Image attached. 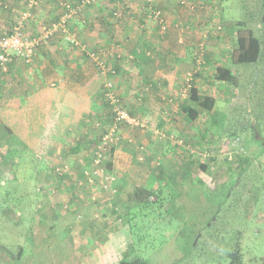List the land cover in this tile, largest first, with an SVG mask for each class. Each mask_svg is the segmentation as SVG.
<instances>
[{"label": "rangeland", "instance_id": "1", "mask_svg": "<svg viewBox=\"0 0 264 264\" xmlns=\"http://www.w3.org/2000/svg\"><path fill=\"white\" fill-rule=\"evenodd\" d=\"M42 1L45 2V0ZM42 1L39 4L40 8H42ZM50 1L57 5H54L55 8L47 14L43 10L40 13V10L35 8L40 13L37 15L42 19V22L43 20L45 22L53 21L57 18V14L61 13L60 5L55 0ZM110 1L115 3L116 11L119 9V16L113 18L116 25L130 14L127 13L126 5L127 8H132L129 3L132 4L133 0H128L127 3L126 0H123L124 7H120L119 0ZM3 4L1 2L0 6L2 5L3 9L8 12L9 5L6 4L5 7ZM177 4L182 8L189 6L187 0ZM140 5L145 7L146 18L151 21L154 35L157 36L152 42L158 39L159 53L157 55L160 63L157 64L161 66L162 62L166 63L164 66L162 65L163 69L165 72L172 73L178 64L175 61L183 50L185 52L182 55L187 69L184 72L182 70L181 78L179 75L176 77L177 87L175 89L177 92L175 94L166 95L160 91L159 94L156 93V98L153 90L158 92L159 89L155 88L154 83L140 82L139 84L138 81L136 86L138 78L135 80V85H130L129 83L125 84L123 80L118 83L117 75L114 77V93L143 124V126L136 127L126 124L118 125L121 133L119 140L125 139L123 144L130 149L137 161L133 164L135 167L131 176L128 177L129 183L127 184V180L122 183L126 185L124 188L119 186L113 188L116 185V178L114 179L109 173H105V177L110 181L108 185L106 184V188L99 184L98 179H95L94 185L90 184L84 169L88 170L91 167L94 146L92 143L77 154L78 157L75 153L67 152V149L64 150L60 144L67 145V143L62 142L59 138L57 140H60V144L56 145L59 151L54 149L51 157L48 153L46 154V145L47 147L49 145L45 142L36 148L21 144L22 137L25 138L27 134L20 130L19 124L26 127L24 122L27 110L21 107L17 109L19 112L8 111L9 105H0L2 110L0 111L1 139L6 138L4 133L11 132L12 135L10 137L12 143L0 140V264H6L9 259H14L19 247L24 248V254L19 260L20 264H47L43 256L45 253L43 248L47 247L55 251L56 247L63 253L61 250L63 247L59 241L62 238L68 241V235L73 237L69 225H72L71 223L76 217H79L76 221L81 220L83 215L96 224H92L93 227H88V230L84 229V235L79 237L81 246L72 257L71 264H115L122 257H128L132 262L140 264H231L232 256L229 253L235 251L237 246L240 248L243 264H263V5L253 4L254 11H252L255 25L251 23V26L256 32L254 37L258 38L261 44L260 58L255 64H247L244 60L245 51L248 49L246 33L238 37L237 41L242 44L246 43L247 47L237 43L242 49L238 48V45L236 48L231 36L221 34L222 30L217 27L210 26L212 33L221 31V33H214L213 36L216 37L214 38L210 36L211 34L208 35L206 30L199 28V23L194 25L189 20L175 23L168 19L161 8L159 11L162 18L155 20L150 16L151 9L157 6L154 0H142ZM10 6L11 9L15 7ZM192 6L194 7V5ZM15 8L21 9V11L25 9V7L19 8V5ZM33 10L34 8L32 12ZM13 12L16 13V11ZM20 12L16 14L11 27L19 18ZM105 13L101 12L99 15L105 16L107 20L108 16ZM217 13L215 11V14ZM160 21H163L164 29L161 28ZM29 22L31 20L26 21L25 27L27 25V33H30L28 35H32L31 33L36 31V27L33 23L28 27ZM37 27L39 28V25ZM4 30L2 28L0 32H4ZM94 31L97 32L96 29ZM1 34L3 35V33ZM234 36L236 37L235 34ZM201 37L202 39H199ZM87 38L92 40L91 36H87ZM115 38L113 43L122 46V50L117 47L122 54L119 62L135 64L134 62L138 60L137 53L128 52L125 54L123 51L125 45L123 47L121 41ZM160 38L170 44L169 51H166L167 48L160 50V44L163 45ZM52 40L47 42V46H50ZM84 42L87 44L85 40ZM152 44L148 45L146 52L148 51V56L155 61L157 60L156 53L149 50L155 46ZM62 45L70 47V51L77 49L68 41L62 42ZM40 48L41 53L43 44ZM48 49L51 50L49 47ZM80 52L82 51L74 53L75 56H72L84 63L81 71L73 74L79 87L83 86L84 81L80 78H84L87 71L92 69V73L89 72L92 76H94L95 70L97 71L90 58ZM170 52L173 55H169ZM41 55L43 56V54ZM127 55H131L132 58ZM72 57L70 56V58ZM170 60L176 63L174 68H171L173 64L169 62ZM31 63H21L27 69V75L33 73L30 68ZM31 67L35 69L37 66L32 65ZM226 69L236 78L232 81L222 78L223 75L220 76V74ZM47 75L48 73L43 70V85H46L44 76ZM10 76L11 74L8 73L7 77ZM93 78L95 81V77ZM52 81L47 83L49 88L56 87V85H50ZM96 81L95 99L92 100V103H95L94 108L101 117H93L85 122L90 123V133L71 132L70 135H73L74 139L79 136L80 139H83L82 137L90 134L100 138V134L109 129L113 123L110 108L102 97L103 79ZM66 83L63 84L66 86ZM191 85H196L200 92L208 93L215 98V105L211 111L200 110L195 104L188 101V90ZM66 88L69 89L67 86ZM84 89L89 90L87 84L84 85ZM149 97L152 98V101L149 100ZM249 97L250 99H248ZM9 98L6 97L4 100L7 101ZM8 102L11 104V101ZM185 103L197 111L193 118L181 109ZM153 104L160 105L162 109L159 117H156L152 109L149 110ZM141 107L143 110L140 111ZM146 113L159 120L158 129H155L157 124L152 127L154 130L152 135L158 139L156 149L159 158L150 159V152L143 143L132 146V142H130L134 139L140 140L138 136L141 129L148 127V122L144 117ZM51 121L52 116H43V124L51 125ZM124 129L128 131L129 137L127 138H124ZM252 131L255 132L252 133ZM125 135L127 134L125 133ZM128 138L130 141L127 140ZM152 150L154 151V149ZM160 150H162L161 153ZM137 156L140 157L136 159ZM158 160L162 163H157ZM72 161L75 162V165ZM146 161L151 163V167H154L155 176L164 178L165 193L163 195L166 196L164 202L156 201L157 195L154 192L150 191L147 194V190L138 185L142 180L134 178L143 172ZM61 165L65 168V172L62 173L64 176L59 179L55 172L61 171ZM79 165H83L84 168L80 169ZM134 180L135 184H133ZM151 181L149 179L145 181L148 188L156 185L155 180ZM170 181H175L177 184L173 187L167 186ZM58 182L59 184L55 185ZM93 186L95 190L90 188ZM135 188L136 190H134ZM198 190L208 196L207 201L204 200L201 204H198V200H192ZM138 191H143V194H146V202H153L152 206L143 207V195L138 194ZM214 191L229 192L226 199L221 201V196L219 200L214 199ZM98 196L103 197L105 205L112 204V208L106 207L112 211L109 215L106 214L107 218L99 210L84 214L80 210L72 209L74 208L70 201L72 197L74 199L80 197L85 202L92 201L95 208L104 206L103 203L97 202ZM62 198L64 199L60 202L63 204L60 206L64 211L57 212L59 214L52 213L49 209L52 206L58 208L55 205H59L57 200H62ZM134 198H136L135 203ZM48 203H50L49 207H47ZM118 209L122 212L117 211ZM91 214L95 217L94 219ZM87 219H83L81 225L91 222H87ZM95 227L101 230L97 232ZM79 235L80 233L77 236ZM74 236L76 235L74 234ZM67 245L72 248L69 243ZM103 250L107 252H103ZM62 253L60 254L62 255ZM57 261H53L52 264H58ZM61 264L68 263L64 261Z\"/></svg>", "mask_w": 264, "mask_h": 264}, {"label": "crops", "instance_id": "2", "mask_svg": "<svg viewBox=\"0 0 264 264\" xmlns=\"http://www.w3.org/2000/svg\"><path fill=\"white\" fill-rule=\"evenodd\" d=\"M128 0H126L127 3ZM132 1V0H131ZM193 3L196 4V8L192 6H187L186 8H182L179 6L177 3V0H154L155 5L157 7L161 8L164 10L165 15L168 17V19L175 21H183L186 22L189 20L192 24L197 25V23H202L206 21V17L213 15V20L211 22L217 21L218 16H222L223 13L220 12L219 9V14H215L214 8H213V0H189ZM201 1L205 5L200 6L197 5L198 2ZM217 4L220 3V0H216ZM252 1V0H251ZM262 2H258L259 4L263 5V23H264V0H261ZM8 4L9 5V11L6 12L2 5L0 6V31L2 28H4V32H0V36H2L1 33H7L9 32V29L11 27V23L13 22V19L17 16L18 12L21 11L17 10L15 7L19 5V8H24V5H22L21 0H0V3ZM110 4H114L113 1L109 2ZM142 3V0H133L132 4L129 3V5L133 8H127L126 5V10L127 13H130L129 15H126L124 19L120 20L119 24H114L110 23L106 20L105 16L99 15V13L96 12L95 9L94 11L91 12L90 18L93 20L92 27L91 26H74L76 27V30L78 31V35L80 36L82 41L87 42V47L90 49H111L113 51H116L117 49L112 45L113 44V39L115 38L116 40H120L121 44L125 45L123 51L125 53H137L138 60L134 62L135 64H129V63H121L118 62L116 65V71H117V81L118 83L123 82L129 83L130 85H135V80L137 79V83L139 81L144 83L152 82L154 83L155 88L158 87L159 91L156 92L153 90L154 97L156 98V93L159 94L160 91H163V93L167 94H175L177 89H175L176 86V77L179 75L181 78V75L183 72L187 69L186 68V63L184 62V57L182 55L183 50L180 52V57L176 59V63L178 64L175 66V70L173 72H165L163 69V66L166 63H161V66H159L157 63H160L158 61V53H159V45H158V39L155 42H152V40L157 38L156 35H154V28L152 27L151 21H148L146 18V13H145V7L140 5ZM216 3V2H215ZM256 3V4H258ZM53 4V5H52ZM223 6L227 8H231L232 12H226L227 14L230 13V17L233 19L230 20L226 15H223L224 20L231 22L229 25L223 26V30L221 34L231 36L232 40L236 44V48L238 43V37H241V35L246 33V36L248 37L250 34L253 36H256V32L254 28L251 26V23L255 25L254 19H253V12L254 7L252 9L250 6L248 7L247 11L245 12V5L250 4L249 0H222ZM13 5L15 7L11 6ZM54 5H57L55 2L50 1V0H45V2L42 1V8L39 6L36 9L40 10V13L42 10L47 14L50 12L52 9L55 8ZM128 5V6H129ZM238 6H241V9L238 8ZM44 7V8H43ZM194 9L192 11V9ZM13 11H16L13 12ZM251 11V12H250ZM225 12V11H224ZM38 10H36V17L37 14H40ZM53 13V12H52ZM101 13V12H100ZM215 14V15H214ZM237 14V15H236ZM244 14L241 18H238L239 15ZM58 17V14H57ZM223 18L222 21H223ZM206 19V20H205ZM32 19L31 22L28 23V27L33 25L36 27V31L34 33H31L34 35L38 31V23ZM105 21V23H104ZM33 23V24H32ZM135 24V26H133ZM141 24V25H140ZM140 25V26H137ZM118 26V29H117ZM130 29H128V27ZM26 29L25 32L26 34H30L29 32L27 33V25L25 27ZM33 28V27H32ZM82 28V29H81ZM97 30L95 33L94 30ZM105 31V32H104ZM113 31V33H112ZM119 31V32H117ZM122 33V34H121ZM219 33V32H218ZM156 34V33H155ZM196 34V33H195ZM214 33H211L210 36H213ZM217 34V33H215ZM236 35V37L234 36ZM28 35V36H32ZM104 35V38H103ZM259 33L257 32V36ZM87 36H91L92 40H89ZM234 36V37H233ZM198 37V36H197ZM111 38V39H110ZM216 38V37H214ZM104 39V40H103ZM163 38H160L162 41ZM199 39H202L199 38ZM62 42H66L62 37L60 38H55L51 41L50 46H44L42 52L40 53V49H38L36 55L34 56V59L30 65V68H32L31 75H27V69L20 63H13L11 66V70L13 71L12 75L8 77L6 80L2 79L0 80V85H4L3 90H0V105H9L10 108L7 109L8 111H16L18 108H23L26 109L27 112L25 113L27 117L25 118L24 126H21L19 124V128L21 131L26 132V137H22L23 141L21 144H24L25 146L28 145L32 148H36L42 143H46L49 145L47 147V152L51 157V154L53 153V150L56 149L59 151V149L56 147V145L60 144V140L62 142L67 143L65 144H60L63 146L64 150L67 149V152H72L76 154H79L80 152L83 151L84 148L87 147L88 145V140L90 139V135L86 137H82L83 139H80L79 137H75L73 135H70L71 132L75 131L77 133H90L91 131V126L90 123H85L87 120L90 118H99L101 117L100 114L98 113L97 110H95L94 105L95 103H92V100H94V94L96 91L95 88V81L98 79H103L99 73L95 70L94 76L89 74L92 69L86 72V75L82 79L83 86L79 87L78 83H76L75 76L73 75L74 73H77V71H81V68H83V62L82 60H76L72 56H75L74 53L79 52L80 50L74 49L76 51H70V47H66V45H62ZM155 46H153V44ZM238 43V44H237ZM70 44V43H69ZM152 44V48L154 49V53L157 55V60L151 59L148 55L149 52L147 48L149 47L148 45ZM162 46L160 44V50L162 51L163 49L167 48L166 51H169L171 49L170 44L165 42L164 40L162 41ZM168 44V45H167ZM71 45V44H70ZM240 49L242 47L238 45ZM51 48L50 49H48ZM156 47V48H155ZM261 47V44H260ZM206 48L208 46L206 45ZM120 50H122V46H120ZM208 50V49H207ZM82 55H84L82 52H80ZM43 54V56L41 55ZM70 55L72 58H70ZM169 55H173L171 52ZM86 56V54H85ZM55 57V58H53ZM67 57L68 60H67ZM82 57V56H81ZM45 58V59H44ZM20 60V59H18ZM78 61V62H77ZM180 61V62H179ZM170 63L174 65L176 64L174 61L170 60ZM80 63V65H79ZM37 66L35 69L31 66ZM163 65V66H162ZM169 67V66H167ZM170 68V67H169ZM43 70H45L48 75L44 76V80L46 85H43ZM183 70V72H182ZM178 71V73H177ZM176 73V74H175ZM95 77V81L94 78ZM50 80H55L56 81V87L49 88L47 86L48 81ZM129 80V82H128ZM67 82V83H66ZM97 82V81H96ZM66 83V86L71 89H67L66 86L63 84ZM158 83V85H157ZM88 85V91L84 89V85ZM10 97L7 101L4 100V98ZM148 100V97L146 98V101ZM149 100L152 101V98L149 97ZM158 101V98L156 99ZM11 101V104L10 102ZM7 103V104H5ZM20 106V107H19ZM153 110L155 112L156 117H159L161 115V107L160 105L156 106L153 104V107H151L149 110ZM157 109V110H156ZM140 111L143 110L141 107L139 109ZM147 111V113L149 112ZM156 110V111H155ZM0 111L1 107H0ZM144 115L146 121L148 122V127H144V129H141V132L139 133L140 140L134 139L133 141H130L128 138L127 140L132 142V146H137L140 143H143L148 149V152H150V159H154L155 157L159 158V155L157 153L156 145H157V138H154L153 133V126H156L155 129H158L159 125V120L154 119L156 117L149 116V115ZM52 116V121L51 125L43 124V116ZM164 129V128H163ZM165 130V129H164ZM15 132V130L13 129ZM12 131V132H13ZM140 131V130H139ZM125 133L127 135H125ZM121 134V133H120ZM3 135L6 136V138H2L0 136V140L2 141H7L8 143H12L10 140V137H12L11 132L10 136H7L6 133ZM124 138L129 137L128 131L124 129L123 131ZM156 136V135H155ZM153 137V138H152ZM157 137V136H156ZM59 138L60 140H57ZM123 141L121 140L120 143L114 147V151L112 154V159L110 161L111 166L106 168L107 173L111 174L114 179L116 178V185L113 188H116L119 186L120 188H124L125 181L127 180V184L129 183L130 179L128 178L131 176V172L133 171V168L135 165L134 163H137L135 160V157L133 154L130 152V149L123 144ZM160 148H162V145H160ZM154 149V151L152 150ZM162 150H160V153ZM86 156V155H84ZM84 156H82L84 158ZM140 156H137L136 159H138ZM48 160V159H46ZM83 160V159H82ZM85 160V159H84ZM67 161H69L67 159ZM72 163L75 162L72 161ZM157 163H162L160 160L157 161ZM85 164V162H83ZM145 169H143V172L139 173L136 177L137 180H142L141 183L138 185L141 186L144 190L148 189H155L157 186L156 182V177L154 173V167H151V163L146 161L144 163ZM82 166L83 165H79ZM84 168V167H83ZM113 179V180H114ZM152 180L153 182L155 180L156 185L151 186V188H148V185L145 184L146 180ZM133 184H135V180L133 181ZM91 189L95 190V187H90ZM153 189V190H154ZM61 190V188H60ZM136 190V188L134 189ZM63 191V190H62ZM82 193V192H81ZM95 194L98 195L96 191H94ZM74 196V195H72ZM84 197V196H82ZM102 198V199H101ZM64 198L62 200H57L59 202L58 208H54V206L49 209L50 211L59 214L57 212H62L64 210L61 209V204H63ZM71 206L74 208L72 209H77L78 211L84 212V214L91 213L92 211H98L101 212L104 216L109 215L112 211L107 209L106 207L112 208V204L108 203L109 206L105 205V200L103 199L102 196H98V203H103L104 206L102 205L95 208V204L90 201V202H85L84 200H81L80 197L78 199H74L73 197L71 198ZM136 198H134V203ZM91 200V199H90ZM93 203V204H92ZM50 203L47 204V207H49ZM95 209V210H94ZM117 211L122 212L120 209ZM56 216V215H55ZM81 220H77V217L71 223L72 225H69L70 227V232L71 235H68V241L62 238L61 241H59L62 244L63 253L59 251L55 247V251L52 249H49L47 247L43 248V254L46 263L47 264H52L53 261L58 260L57 263L61 264L62 262L66 261V263L71 264L72 257L75 255V252L78 251V249L81 246V240L79 239L80 236L84 235L85 232L84 229L88 230V227H93L92 224H96V222L91 221V219H87L85 215L81 216ZM91 217L94 219L95 217ZM85 218L88 221H91L88 224L81 225V222L85 220ZM90 218V217H89ZM107 218V216L105 217ZM84 219V220H83ZM85 223V222H84ZM68 228V227H67ZM74 229V230H73ZM78 229V230H77ZM97 232H99L101 229H98L95 227ZM76 230V231H75ZM73 232V233H72ZM52 234V230L50 231ZM80 233L79 236H77ZM74 234L76 236H74ZM64 237V236H63ZM60 240V239H59ZM51 242V241H50ZM69 243L72 248H70L67 243ZM103 252H107L106 250H103ZM54 253V254H51ZM62 253V255L60 254Z\"/></svg>", "mask_w": 264, "mask_h": 264}, {"label": "built area", "instance_id": "3", "mask_svg": "<svg viewBox=\"0 0 264 264\" xmlns=\"http://www.w3.org/2000/svg\"><path fill=\"white\" fill-rule=\"evenodd\" d=\"M41 1L42 0H24L25 9L20 12L18 15L19 18L13 23L9 32L0 36V67L5 70L7 68V63L14 58L30 63L36 54L37 47L41 43H47L56 37H62V39L68 41L90 58L103 78L102 97L106 100V104H108L110 108L113 123L109 129L103 132L101 139L96 143L93 150L91 168L85 170L84 173L87 175L88 181L91 182L90 184H94L95 179H98L99 184L106 188V184L108 185L110 181L105 177L106 170L104 164L108 158L107 153L109 148L113 145L116 146L120 141L118 125L126 124L132 127L143 126L139 118L131 115L128 109L123 105L120 97L114 93L115 69L113 63L115 57H121V53L104 48L97 50L90 49L87 47V44L81 40L78 31L74 27L73 21L80 8L90 2L97 4L101 0H82V3H80L77 8L69 6L65 0H55L61 7V13L55 20L47 22L44 20L42 22L39 15L36 17V14L32 12V9L37 8ZM120 5L123 6L122 2ZM4 6L6 7V5ZM114 14L115 16H119V9H117V11L115 10ZM150 16L155 20L162 18L159 10L151 9ZM32 19L38 23L39 30L34 35L28 36L24 28L26 21ZM160 22L162 23L161 28L164 29L165 25L163 21ZM129 58H132V56L130 55ZM50 85H56V81H52ZM63 172H65V168L61 165V171L59 173L61 174Z\"/></svg>", "mask_w": 264, "mask_h": 264}, {"label": "trees", "instance_id": "4", "mask_svg": "<svg viewBox=\"0 0 264 264\" xmlns=\"http://www.w3.org/2000/svg\"><path fill=\"white\" fill-rule=\"evenodd\" d=\"M19 1V0H18ZM68 4H69V6H71V7H75V8H77V6L78 5H80V3H82V0H65ZM188 1V3H189V5H194V7L196 6V4L195 3H193V2H191V1H189V0H187ZM248 1V0H247ZM120 2H122V4H123V6H121V7H124V2H123V0H120ZM177 2L179 3H183L184 2V0H177ZM216 2V3H215ZM249 2H250V4H246L245 5V12L247 11V9H248V7L250 6V8L252 9V7H253V4H256V3H258V2H262L261 0H249ZM21 3H22V5H24V7H25V4H24V0H21ZM213 8L215 9L214 10V12L215 11H217V9H219L220 10V12L221 13H223L222 14V16H218V18H217V21H215V22H211L212 20H213V15H211V16H208V18L206 17V21H204V22H202V23H199L198 25H199V28H201L202 30H206V33L209 35V34H211L212 32H211V30H210V26L212 25V26H214V28L215 27H217V29H219V30H223V26L226 24V25H229L231 22H228V21H230V20H232L233 18L232 17H230L231 15H230V13H226V12H232V9L231 8H225L224 6H223V4H222V0H220V3H218L217 4V1L216 0H213ZM3 5H6V4H3ZM197 5H200V6H204L205 4L204 3H202L201 1H199L198 2V4ZM152 6V5H151ZM193 7V6H192ZM197 7V6H196ZM195 7V8H196ZM238 8L239 9H241V6H238ZM93 9H95L96 10V12L97 13H100V12H106L105 14H106V16H108L107 17V21L108 22H110V23H113V18L115 17V14H114V11H115V4H109V0H101L100 2H98L97 4L96 3H92V2H90V3H87V4H85L84 6H82L81 8H80V10L77 12V14H76V17L74 18V26H82L83 28H85L84 26H91L92 27V24H93V20H91V18H90V14H91V12H93L94 10ZM153 10H160L161 11V9L159 8V7H157V6H155L154 7V9ZM225 11V12H224ZM33 12L35 13L36 12V10L34 9L33 10ZM218 12V14H219V11H217ZM251 12V11H250ZM226 15L225 17H227L228 19H230V20H228V21H226V20H224V18H223V15ZM215 15V14H214ZM244 14H242V15H239L238 16V18H241L242 16H243ZM160 16H161V13H160ZM221 18H223V21H222V19ZM225 23V24H224ZM75 27V28H76ZM10 31V30H9ZM220 33L221 31H217V32H214V33ZM247 44H248V49L245 51V55H244V60H245V62L247 63V64H255V63H257L258 61H259V58H260V52L259 51H261V47H260V42H259V40H258V38H256V37H254L252 34H250L248 37H247ZM244 42V41H243ZM51 43V42H50ZM43 44V47L44 46H47V43H41L38 47H37V50H36V53H37V51H38V48H40L41 47V45ZM240 45H245L246 46V43H239ZM117 50L116 51H118V52H121L117 47H120V45L119 46H117V45H115L114 43L112 44ZM247 47V46H246ZM94 49V48H93ZM97 50V49H96ZM150 51H152V52H154L153 50V48L151 47L150 49H149ZM83 54H84V56H85V53L84 52H82ZM125 54H127V53H125ZM127 56H129V55H127ZM121 58H122V54H121V57H119V58H117V57H115V61H114V71H115V73H114V76H116L117 75V71H116V64L121 60ZM20 61H21V63L22 62H24V63H26V64H28L27 62H25V61H23V60H18V59H16V58H14V59H12L11 61H9L8 63H7V68L4 70V69H2L1 67H0V80H2V79H4V80H6L8 77H7V74L8 73H10L11 75H12V73H13V71L11 70V65L13 64V63H15V62H17V63H20ZM31 63V62H30ZM8 69V70H7ZM7 70V71H6ZM220 74V73H219ZM221 75H223L222 76V78H225V80H230V81H232L233 79H235L236 77H234L233 75H231L230 73H229V71H228V69H226V70H224L223 71V73L222 74H220V76ZM236 83V82H235ZM3 88H4V85H0V90L2 91L3 90ZM248 99H250V97L248 98ZM188 101L189 102H191V103H193V104H195L196 105V107L198 108V109H200V110H206V111H211L212 109H213V107H214V105H215V98L212 96V95H210V94H208V93H204V92H200L199 91V89L197 88V86L196 85H191L190 87H189V90H188ZM264 102V101H263ZM108 105V104H107ZM127 109H128V111H129V113L131 114V115H134L133 114V112H131L130 110H129V108L126 106V105H124ZM181 109H183L186 113H188V115L191 117V118H193L195 115H196V113H197V111L195 110V109H193L189 104H187V103H185V104H183L182 106H181ZM192 112H193V114H192ZM135 116V115H134ZM257 120V119H256ZM1 126V125H0ZM251 127V126H250ZM255 127V126H254ZM254 127H252V129H254ZM6 128V127H5ZM2 131V130H1ZM104 132V131H103ZM103 132H102V134H103ZM253 132H255V131H252V133ZM102 134H100L101 136H102ZM6 135L7 136H10V132L9 133H6ZM88 136V135H87ZM91 137H90V139L88 140V145L89 144H91L92 143V146H93V144H94V146H93V149H92V151L94 150V148H95V145H96V143L101 139V136H100V138L98 137H95V136H93V135H90ZM262 146H263V144L262 143H260ZM114 147H115V145H113V146H111L110 148H109V150H108V158H107V161L105 162V170H106V172H107V169L106 168H108V167H110L111 166V163H110V161H111V159H112V154H113V151H114ZM11 150V149H10ZM10 152V151H9ZM83 167L81 166V168L80 169H82ZM91 168V167H90ZM89 168V169H90ZM84 171H85V169H84ZM161 172H162V169H161V167H160V174H161ZM56 174H57V177L59 178V179H61L62 177L61 176H64L62 173L60 174V173H58V172H55ZM156 177V182H157V186H156V188L153 190V189H150V190H148V189H146L147 190V194H149L150 193V191L151 192H154V194L155 195H157L156 196V201H158L159 203H161V202H164V199L166 198V196L165 195H163L164 193H165V191H164V188H165V184L163 183V181H164V178H161V177H159V176H155ZM235 183V182H234ZM234 183H233V185H234ZM57 184H59V182L58 183H55V185H57ZM177 184V182H175V181H170L168 184H167V186H171V187H173V186H175ZM94 185V184H93ZM232 185V186H233ZM143 189V188H142ZM229 192V191H228ZM228 192L226 191V192H223V193H221V192H218V191H214L213 192V196H214V199H217V200H219V198H220V196L222 197V199H221V201L222 200H224V199H226V195L228 194ZM141 193V195H143V198H142V203H143V207H145V206H152L151 204H153V202H150V201H147L146 202V199H145V196H146V194H143L144 192L143 191H138V194H140ZM219 195V196H218ZM207 198H208V196L206 195L205 196V194H203L202 193V191H200V190H198V193L196 194L195 193V195H194V197H193V201H197L198 202V204H201V202H203L204 200H206L207 201ZM207 209V208H206ZM206 209H205V211H206ZM160 210V209H159ZM53 211V210H52ZM52 213H54V212H52ZM191 246H192V244H191ZM5 250H7V249H5ZM6 253H8V252H6ZM24 254V248L23 247H19L18 248V253H17V255L16 256H14V259H9L8 261H10V262H8V261H6V264H20V262H19V260L21 259V256ZM230 254V256H232L230 259V261H231V264H243V261H241V257H240V248L237 246V248H235V251H233V252H231V253H229ZM10 256H12L11 254H10ZM11 258V257H10ZM115 264H140L139 262H132L128 257H122L121 259H119ZM263 264H264V256H263Z\"/></svg>", "mask_w": 264, "mask_h": 264}, {"label": "clouds", "instance_id": "5", "mask_svg": "<svg viewBox=\"0 0 264 264\" xmlns=\"http://www.w3.org/2000/svg\"><path fill=\"white\" fill-rule=\"evenodd\" d=\"M35 55H36V54H35ZM35 55H34V56H35ZM33 59H34V57H33ZM32 61H33V60H32ZM32 61H31V62H32ZM106 173H107V172H106ZM78 218H79V217H78ZM73 230H74V229H73Z\"/></svg>", "mask_w": 264, "mask_h": 264}]
</instances>
